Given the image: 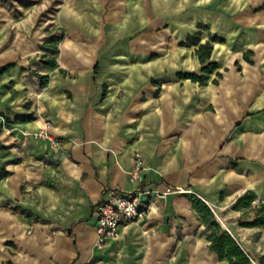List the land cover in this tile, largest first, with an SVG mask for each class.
Masks as SVG:
<instances>
[{"label":"crops","instance_id":"1","mask_svg":"<svg viewBox=\"0 0 264 264\" xmlns=\"http://www.w3.org/2000/svg\"><path fill=\"white\" fill-rule=\"evenodd\" d=\"M122 1L110 0L105 24L68 20L46 38H0V264H228L208 248L194 197L246 251L260 228L239 226L253 212L231 205L248 190L253 208L264 204V0ZM177 3L197 29L186 20L157 54L149 26ZM198 31L200 43L224 39L211 42L218 68L204 84L178 77L202 72L196 46L179 44ZM43 55L58 66L44 67ZM45 121L58 147L34 136ZM137 153L141 183L129 175ZM138 186L147 212L98 246L105 191Z\"/></svg>","mask_w":264,"mask_h":264},{"label":"rangeland","instance_id":"2","mask_svg":"<svg viewBox=\"0 0 264 264\" xmlns=\"http://www.w3.org/2000/svg\"><path fill=\"white\" fill-rule=\"evenodd\" d=\"M133 1L136 2L138 0H125L118 6L125 5V7H129ZM144 1L146 0H140V3H144ZM189 2H195V0ZM111 6L110 0L105 4L101 0H0V38L6 35L11 38L13 43H17L18 39L46 38L51 33L60 34V26L65 27L68 20L93 21L105 24V15ZM179 6L180 4L177 3L168 8L172 13L165 18L162 15L166 14V12L158 13L155 25L152 28L149 26L156 35L157 54L169 48L167 40L177 35L179 28L186 20L187 23H190L191 20L195 23V29H191V31H196L197 29L198 18L191 11V7ZM168 9L166 8L165 10ZM204 9L208 11L206 8ZM253 9L255 8L253 7ZM204 14L206 16L211 13L204 12ZM116 15L118 16L119 13ZM252 215L248 214V217H252ZM244 240L247 252L256 261L259 255L264 253V228L260 227L251 230ZM188 256L191 257L190 254ZM204 260L205 264L210 261L208 256H205Z\"/></svg>","mask_w":264,"mask_h":264},{"label":"trees","instance_id":"3","mask_svg":"<svg viewBox=\"0 0 264 264\" xmlns=\"http://www.w3.org/2000/svg\"><path fill=\"white\" fill-rule=\"evenodd\" d=\"M198 27L201 30H206L207 26L199 24ZM60 40V37L53 36L51 43L55 44ZM212 41L223 42L224 39L218 35H210L209 40L200 43V31L193 34H188L185 41H181V46L195 45L194 50L200 63L203 65L201 74L194 72H179L178 77L188 78L192 81H197L200 84H204L209 75L212 74L217 68L218 64L215 61H209L212 51ZM49 45L51 52H55L57 47L55 45ZM245 59L248 60V56L244 53ZM41 63L44 67L55 68L57 63L53 56L43 55ZM13 64L6 65L1 70H7L12 67ZM217 77H221L220 72H216ZM41 84L47 83V75H39ZM213 83H217V79H213ZM29 118V117H25ZM256 199L254 192L248 190L242 195L238 196L231 209L233 210H248L247 212H253L252 217H248L245 213L238 219V225L241 227H264V204L259 203L254 208L252 207L253 201ZM192 207L202 216V222L205 227L209 228L207 234V240L210 242V250L213 251L217 257L222 260L225 259L228 264H264V253L259 255L256 261H254L251 255L243 248V246L226 230H224L219 222L214 218V215L210 207L198 197H194L192 200ZM26 213V212H24ZM7 264H11L8 262Z\"/></svg>","mask_w":264,"mask_h":264},{"label":"built area","instance_id":"4","mask_svg":"<svg viewBox=\"0 0 264 264\" xmlns=\"http://www.w3.org/2000/svg\"><path fill=\"white\" fill-rule=\"evenodd\" d=\"M51 127L50 121H45L43 128L34 133V136L46 139L54 147H58L60 145L59 141L49 133ZM135 157V167L129 175L132 181L141 183L140 168L142 167V161L138 153L135 154ZM145 200L146 197L141 186H138L132 192L106 190L96 208V244L101 246L116 238L121 224L143 217L148 209Z\"/></svg>","mask_w":264,"mask_h":264}]
</instances>
